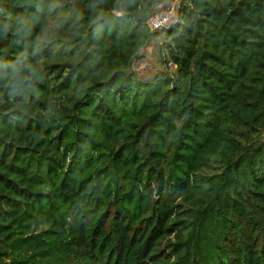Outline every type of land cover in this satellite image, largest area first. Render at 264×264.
<instances>
[{"label":"trees","instance_id":"16d2710c","mask_svg":"<svg viewBox=\"0 0 264 264\" xmlns=\"http://www.w3.org/2000/svg\"><path fill=\"white\" fill-rule=\"evenodd\" d=\"M167 1L0 0V264H264V0Z\"/></svg>","mask_w":264,"mask_h":264},{"label":"built area","instance_id":"2783aa9c","mask_svg":"<svg viewBox=\"0 0 264 264\" xmlns=\"http://www.w3.org/2000/svg\"><path fill=\"white\" fill-rule=\"evenodd\" d=\"M186 0H168L163 5L152 13L148 18V26L152 31L161 30L170 26L174 21L178 19V11L180 6ZM171 68L174 67L173 61L169 62ZM139 65L135 63V69L138 71Z\"/></svg>","mask_w":264,"mask_h":264},{"label":"rangeland","instance_id":"374dc122","mask_svg":"<svg viewBox=\"0 0 264 264\" xmlns=\"http://www.w3.org/2000/svg\"><path fill=\"white\" fill-rule=\"evenodd\" d=\"M163 42V36H161L154 39L153 42L148 44L142 50L144 57L138 60L136 63L139 65L138 72L142 75L144 80L152 78L156 72L162 70L158 45Z\"/></svg>","mask_w":264,"mask_h":264}]
</instances>
